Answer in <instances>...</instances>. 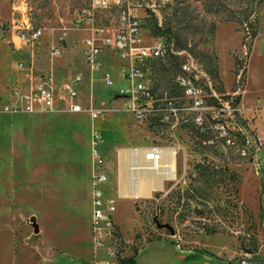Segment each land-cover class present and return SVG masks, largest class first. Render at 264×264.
Returning <instances> with one entry per match:
<instances>
[{
  "label": "rangeland",
  "instance_id": "1",
  "mask_svg": "<svg viewBox=\"0 0 264 264\" xmlns=\"http://www.w3.org/2000/svg\"><path fill=\"white\" fill-rule=\"evenodd\" d=\"M22 1L28 4L24 12ZM22 1L0 0V264H87L85 257L92 259L89 263H114L135 251L138 264H180L178 253L197 248L218 257L205 255L186 264H239L240 259L264 264L245 259L264 257V142L256 131L250 126V153L226 154L196 140L187 127L171 131L139 122L116 93L125 82L122 61L103 52L116 78L113 87L85 61L82 40L88 31L75 26L74 15L91 0ZM126 5L140 14L148 36L163 35L174 50L167 60L155 62L159 86L172 88L179 60L191 56L217 90H234L241 73L246 103L264 101V0H129L98 14L102 22L115 24ZM21 23L44 28L39 45L31 47L18 36ZM53 45H61L62 53L54 54ZM21 60L38 72L52 69L57 84L82 72L81 97L86 105L102 108L101 116L62 106L3 111L10 84L20 79ZM94 127L111 173L114 229L118 225L120 232L115 229L105 247L97 248L90 188ZM153 142L178 148L176 177L150 196L120 197V150Z\"/></svg>",
  "mask_w": 264,
  "mask_h": 264
},
{
  "label": "built area",
  "instance_id": "2",
  "mask_svg": "<svg viewBox=\"0 0 264 264\" xmlns=\"http://www.w3.org/2000/svg\"><path fill=\"white\" fill-rule=\"evenodd\" d=\"M125 1L129 0H91L89 6L76 10L75 26L88 31L82 40V52L89 70L100 69L104 83L109 87L115 86V75L104 63L103 52L108 50L122 61L120 77L125 82L116 86V93L124 98L125 109L139 122L160 124L171 131L184 126L196 140L208 147L226 154L250 153V123L237 101L242 92L241 73L237 74L234 90L219 91L213 87L208 73L200 69L198 62L190 56L179 60L172 88L159 86L153 74L155 62L157 59L167 60L171 50L174 51L167 39L163 35L148 36L140 14L130 5L121 8L115 24L102 22L98 14ZM27 8L28 4L22 1L20 10L24 12ZM16 30L18 36L31 47L39 45L44 34L42 26L30 24L21 23ZM62 51L61 45H53L54 54H61ZM17 71L20 79L10 84L8 94L2 100L1 109L5 112H39L62 106L73 112L87 110L93 118H99L103 113L102 108L86 105L83 101L82 72L57 84L52 69L38 72L31 64L21 60L17 63ZM91 137V225L97 248L105 247L106 240H111L114 235L116 198L109 189L111 174L106 166L102 137L96 127L92 129ZM168 147L173 146L158 142L126 146L122 148L126 150L123 156L119 152L118 169L120 171L125 166L133 174L132 181H137L141 170L161 166ZM107 252L115 254L111 245H108Z\"/></svg>",
  "mask_w": 264,
  "mask_h": 264
},
{
  "label": "crops",
  "instance_id": "3",
  "mask_svg": "<svg viewBox=\"0 0 264 264\" xmlns=\"http://www.w3.org/2000/svg\"><path fill=\"white\" fill-rule=\"evenodd\" d=\"M84 83H85V81H84ZM7 94H8V91L6 92V95L4 97H6ZM240 106H241V109H242L244 115L248 118V120L250 119L249 120L250 126L256 131L257 136L264 142V101L263 102L259 101V102L253 103V104H247L245 101L244 89H243L242 95H241V100H240ZM121 150H120V152H121V155L123 156L125 153L123 151L125 149H121ZM145 171H146V169L141 170L140 173L138 174V180L133 182L132 181V175L133 174L130 171L126 170L125 166H123V168L120 170V172L122 173V180H121V185L118 188L119 196L120 197H123V196L143 197V196L136 195L135 193L139 189L138 183H140V178L144 175V174L141 175V173L145 172ZM147 171H150V170H147ZM92 172H93V167H92V171H91V176H92ZM139 175H141V176H139ZM91 176H90V188H91V201H92ZM111 181H112V178H111ZM111 181L109 183V188H110ZM110 192H111V190H110ZM195 251L196 250L194 249V250H188L186 252L178 253V255H181V263L180 264H182L184 261L186 264L187 262L189 263L195 259H199V257L208 255V254H202L198 258L186 260L187 254L190 252H195ZM209 256H212V255H209ZM215 257H218V254H216ZM85 258L88 261L86 263H89V261H92V259H90V257H85ZM136 260H137V257H136ZM137 264H138V262H137Z\"/></svg>",
  "mask_w": 264,
  "mask_h": 264
},
{
  "label": "bare ground",
  "instance_id": "4",
  "mask_svg": "<svg viewBox=\"0 0 264 264\" xmlns=\"http://www.w3.org/2000/svg\"><path fill=\"white\" fill-rule=\"evenodd\" d=\"M125 151L126 150L123 152ZM176 153V148H167L165 151V158L160 167L156 169H146L145 172L141 173V175H144L140 178V183H138L139 189L135 193L136 195L150 196L153 191L163 188L165 180L176 177L178 168Z\"/></svg>",
  "mask_w": 264,
  "mask_h": 264
},
{
  "label": "trees",
  "instance_id": "5",
  "mask_svg": "<svg viewBox=\"0 0 264 264\" xmlns=\"http://www.w3.org/2000/svg\"><path fill=\"white\" fill-rule=\"evenodd\" d=\"M236 62L238 63V59H236ZM240 100H241V95H239L237 97V101L240 102ZM263 212H264V210H263ZM115 229H116L117 233L120 234L118 225H115ZM206 231L207 232H216L217 230L215 228H208V229H206ZM202 254H208V255L216 256V253L214 251H211L207 248H197L195 252H190L187 254L186 260L198 258ZM136 257H137V251H135V253L133 255H128V256L119 255L117 258V261L112 263V264H137ZM87 264H95V263L90 262ZM182 264H185V261Z\"/></svg>",
  "mask_w": 264,
  "mask_h": 264
},
{
  "label": "water",
  "instance_id": "6",
  "mask_svg": "<svg viewBox=\"0 0 264 264\" xmlns=\"http://www.w3.org/2000/svg\"><path fill=\"white\" fill-rule=\"evenodd\" d=\"M160 224L167 226L171 230L172 233H175L174 227L169 222H164V223H160ZM245 259L249 262L258 261V262L264 263V257L249 256V257H245ZM241 261H242V259H240L239 264H241Z\"/></svg>",
  "mask_w": 264,
  "mask_h": 264
}]
</instances>
